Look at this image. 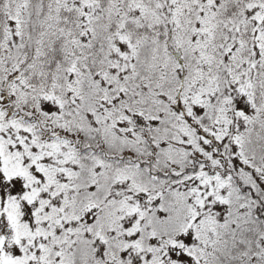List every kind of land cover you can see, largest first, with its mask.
<instances>
[{"label":"snow or ice","instance_id":"6c2138e0","mask_svg":"<svg viewBox=\"0 0 264 264\" xmlns=\"http://www.w3.org/2000/svg\"><path fill=\"white\" fill-rule=\"evenodd\" d=\"M0 264H264V0H0Z\"/></svg>","mask_w":264,"mask_h":264}]
</instances>
